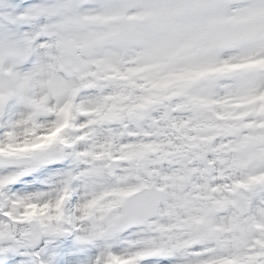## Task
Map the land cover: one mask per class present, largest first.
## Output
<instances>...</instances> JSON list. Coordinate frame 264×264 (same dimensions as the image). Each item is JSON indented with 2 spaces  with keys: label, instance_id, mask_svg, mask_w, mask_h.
I'll use <instances>...</instances> for the list:
<instances>
[{
  "label": "snow or ice",
  "instance_id": "snow-or-ice-1",
  "mask_svg": "<svg viewBox=\"0 0 264 264\" xmlns=\"http://www.w3.org/2000/svg\"><path fill=\"white\" fill-rule=\"evenodd\" d=\"M0 264H264V0H0Z\"/></svg>",
  "mask_w": 264,
  "mask_h": 264
}]
</instances>
